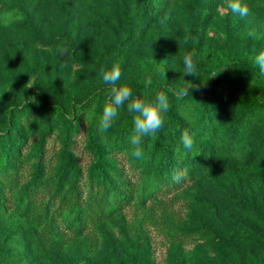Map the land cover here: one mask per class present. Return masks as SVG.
Masks as SVG:
<instances>
[{"label": "rangeland", "instance_id": "1", "mask_svg": "<svg viewBox=\"0 0 264 264\" xmlns=\"http://www.w3.org/2000/svg\"><path fill=\"white\" fill-rule=\"evenodd\" d=\"M241 2L0 0V264H264V0ZM188 52L198 90L177 98ZM115 63L133 96L169 99L139 159L126 105L100 128Z\"/></svg>", "mask_w": 264, "mask_h": 264}, {"label": "clouds", "instance_id": "2", "mask_svg": "<svg viewBox=\"0 0 264 264\" xmlns=\"http://www.w3.org/2000/svg\"><path fill=\"white\" fill-rule=\"evenodd\" d=\"M227 10L232 14L245 18L249 15V8L243 4L241 0H227ZM253 32H249V36H253ZM63 54V53H61ZM183 80L184 86H180L178 82L167 84L177 98H185L191 96L190 90H198V86L192 81H185V76H197V65L194 61V55L191 52L185 53L183 56ZM254 64L259 69V74L264 76V49L257 52L254 56ZM63 67V65H61ZM223 71V70H222ZM165 79V72L162 73ZM122 76L121 66L119 63L112 64L108 68H101L100 77L105 85L109 86L111 95L108 102L103 108L102 118L100 120V128L102 131L108 130L113 123L114 118L118 114V109L127 106V110L133 113V130L129 137L130 144L134 147L132 155L139 159L143 156L141 149L144 137L155 135L158 130L163 127V113L169 110L170 104L168 96L164 92H158L154 100L146 101L138 96H133L130 87L118 84ZM216 76V75H214ZM153 83L152 77L148 76L145 81V87H150ZM181 143L186 151L193 148V139L187 131L181 136Z\"/></svg>", "mask_w": 264, "mask_h": 264}, {"label": "trees", "instance_id": "3", "mask_svg": "<svg viewBox=\"0 0 264 264\" xmlns=\"http://www.w3.org/2000/svg\"><path fill=\"white\" fill-rule=\"evenodd\" d=\"M229 68H233L234 70H242L245 72L254 73V70L250 68H245L244 66L231 65L229 66ZM218 71H220L219 73H221V69H219ZM7 160L8 159L3 154L0 155V171L5 170V167L8 165ZM160 192H161V187L158 185L146 184L142 188V193L146 195V197L153 196L154 194H158ZM48 193L49 192L46 189L41 188L39 187V185L32 183L28 186L27 190H25L24 196H26L28 200H31V202H38L40 201V198L45 197L46 195H48ZM1 203L2 202L0 201V205H2ZM113 210L114 209H112V211Z\"/></svg>", "mask_w": 264, "mask_h": 264}]
</instances>
